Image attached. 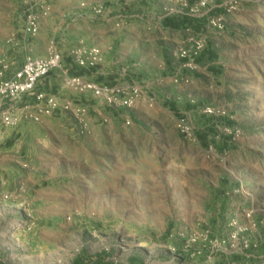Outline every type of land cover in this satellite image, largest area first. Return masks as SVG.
Listing matches in <instances>:
<instances>
[{"label":"rangeland","instance_id":"1","mask_svg":"<svg viewBox=\"0 0 264 264\" xmlns=\"http://www.w3.org/2000/svg\"><path fill=\"white\" fill-rule=\"evenodd\" d=\"M71 1L0 0V17L13 15L11 3V39L22 48L39 39L47 54L63 56L69 76L136 84L155 103L108 109L52 73L58 86L46 91L87 105L88 133L69 115L43 118L47 135L32 139L18 132L28 122L0 126V264H264V0H210L196 14L170 0L139 3L124 13L140 18L132 27L84 20L89 37L77 42L67 34L80 19L57 25L52 6ZM117 2L77 8L100 3L113 16ZM29 13L54 18L27 40ZM81 46L104 51L114 65L79 70L71 52ZM183 53L197 56V70L177 87L164 79ZM180 119L196 142L180 136Z\"/></svg>","mask_w":264,"mask_h":264},{"label":"built area","instance_id":"2","mask_svg":"<svg viewBox=\"0 0 264 264\" xmlns=\"http://www.w3.org/2000/svg\"><path fill=\"white\" fill-rule=\"evenodd\" d=\"M119 13L111 16L114 11L110 7L100 3H82L70 16H64L63 23L69 26L71 21L88 20L95 23H112L115 29H122L132 21L138 19L137 15L124 14L130 10V6L146 5L147 8L154 0H117ZM174 4L183 3L189 12L196 14L204 11L210 0H195L193 8L187 7L186 0H170ZM141 6V5H140ZM140 8V7H139ZM145 8V7H144ZM42 15L50 12L49 7H41ZM143 10V8H141ZM120 10L122 12H120ZM140 19V18H139ZM131 21V22H130ZM161 21V20H160ZM162 22V21H161ZM220 19L212 21L213 26L220 24ZM25 39L35 38L39 33V18L36 14L29 13L25 17L23 25ZM189 41L194 37L189 36ZM14 42L13 39L10 41ZM75 66L82 70H92L102 63L100 50L97 48L77 47L72 50ZM196 55H180L182 64L180 70L187 73L186 76L176 75L173 77L175 84L191 83L190 76L197 70ZM67 65L64 64L63 56L55 50H51L46 58L26 57L22 65L15 72H10L9 66L0 64V126L4 128H16L22 122L38 124L43 118L69 115L76 124L80 135L89 131V113L87 105L73 101L60 100L56 95L44 89V82L52 73H57L61 78L64 88L77 94H89L91 99L99 101L105 107L112 110H131L142 100L147 101L153 107V98L145 99L141 87L136 84H117L113 86L94 84L82 77L69 76ZM212 114V111H208ZM105 123V119H100ZM129 121L125 125H129ZM180 136L187 141L196 142L192 129L185 119H180L177 124ZM236 134V133H235ZM2 139L0 138V146ZM233 227H238V222L232 221Z\"/></svg>","mask_w":264,"mask_h":264},{"label":"crops","instance_id":"3","mask_svg":"<svg viewBox=\"0 0 264 264\" xmlns=\"http://www.w3.org/2000/svg\"><path fill=\"white\" fill-rule=\"evenodd\" d=\"M12 2L16 3L18 0H11ZM62 1H66V0H60V2ZM83 1H92V0H72L69 4L66 2L64 3H60V5H56L54 7V4L52 2V6H53V10H57L59 12V18L57 19V25L59 24V22L61 23V17H62V21H64V16L63 15L65 12H71L73 10L78 9V4L80 2ZM117 4V8H119V2L116 3ZM8 8H11L7 11H9L10 13L12 12L11 10L13 9L14 13L13 15H7L6 19H3L0 17V64H6L9 66V70L10 72H15L16 70H18L20 68V66L22 65V63L25 60V57H30V58H46L48 56L47 54V47L44 46V43H39V39H36L34 42H32L28 48L24 47L22 48V45L18 42L16 43V41L14 43H11V38L14 36L13 32L16 29V19H15V15H16V9L13 8L11 6V3H9ZM54 18V15L50 14L47 18L41 19L39 21V31L42 32L43 26L44 24H48V21ZM86 20V19H84ZM84 20H80L77 25L75 26V30L73 29L72 31L68 32V36L70 34H75L73 37L75 39V42L78 41L79 36H88V34L90 33L89 28L86 26V23L84 22ZM136 20L132 21L128 26L132 27L133 24H135ZM18 25V23H17ZM23 25V21L19 24V27H21ZM98 25H102V23H98ZM3 26H6V28L10 29V30H6L3 29ZM23 27V26H22ZM58 27V26H56ZM13 31V32H12ZM80 31V32H79ZM8 32L12 33L11 35H8ZM22 32V30H21ZM9 33V34H10ZM7 36V37H6ZM91 37H93V35H90ZM89 37V36H88ZM97 37V36H96ZM99 37V36H98ZM137 37H139V35L135 34L134 32H131L130 36L128 38L130 39H137ZM95 47V46H94ZM97 48V47H96ZM42 49V50H41ZM98 49V48H97ZM100 50V49H99ZM41 53V54H40ZM101 53V57H102V68H111L112 65H114L113 60L110 57H107L104 53V51H100ZM100 71V70H99ZM106 70H104L105 73ZM101 74H103V72H101ZM166 78L164 79L168 84H174L177 85V87L179 86H183L186 84L183 83H178L175 84L173 82V77H175L176 75L179 76H186L187 73L183 72L180 70V68H178L174 75L170 74V72L166 73ZM192 76V75H191ZM190 76V78H191ZM191 82H192V78H191ZM190 84V83H189ZM188 85V84H187ZM56 86H58L57 82L55 79H49V81L47 82V88L51 91L53 90ZM48 123L46 121H42L40 124H31V123H26L23 124L20 128H19V133H21V137H28L30 139L35 138V137H39L41 135H44L46 132V128H44L43 126H46ZM34 131L36 133H34ZM33 132V133H31ZM47 135V133L45 134ZM11 148H8V150H10ZM6 151V150H4ZM241 206L244 205H240L239 207L242 209ZM238 207V208H239Z\"/></svg>","mask_w":264,"mask_h":264},{"label":"trees","instance_id":"4","mask_svg":"<svg viewBox=\"0 0 264 264\" xmlns=\"http://www.w3.org/2000/svg\"><path fill=\"white\" fill-rule=\"evenodd\" d=\"M163 22H165V23H163L165 26H168V27H173V26H184V23H182V24H180V23H178V24H175L173 21H168V20H164ZM79 70H82V69H79ZM84 71V70H83ZM51 75V74H50ZM50 75H49V77H50ZM49 77L45 80V82H44V89L46 90V87H47V82L49 81L48 79H49Z\"/></svg>","mask_w":264,"mask_h":264}]
</instances>
